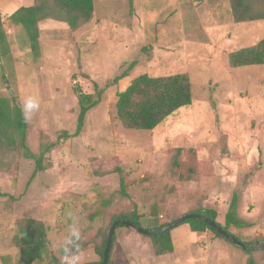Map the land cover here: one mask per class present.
I'll return each mask as SVG.
<instances>
[{"label": "rangeland", "instance_id": "obj_1", "mask_svg": "<svg viewBox=\"0 0 264 264\" xmlns=\"http://www.w3.org/2000/svg\"><path fill=\"white\" fill-rule=\"evenodd\" d=\"M31 5L0 0V12L6 19ZM228 7V0H97L92 22L75 31L41 22L37 60L24 32L2 23L10 57L0 61V97L20 108L35 98L27 147L35 156L42 141L54 147L45 156L48 169L35 175L26 155L0 156V264H19L12 241L18 219L46 226L50 255L41 264H64L73 226L86 244L77 264H90L100 260L94 248L112 216L134 211L149 230L152 216L170 223L206 209L224 227L233 198L240 226L229 225L228 232L249 246L264 242V64L233 69L227 59L264 38V20L234 24ZM176 74L188 76L191 105L152 131L124 129L115 115L116 94L140 75ZM76 89L102 96L74 136ZM176 148L194 171L188 181L168 174ZM170 234L174 252L158 257L147 237L116 229L109 261L245 264L250 256L264 264V250L235 248L210 231L194 234L182 224Z\"/></svg>", "mask_w": 264, "mask_h": 264}, {"label": "trees", "instance_id": "obj_2", "mask_svg": "<svg viewBox=\"0 0 264 264\" xmlns=\"http://www.w3.org/2000/svg\"><path fill=\"white\" fill-rule=\"evenodd\" d=\"M96 1L32 0L31 6L17 9L8 17L7 22L12 27H19L24 32L30 54L33 60H37L40 56L39 24L43 21H55L63 23L70 30L75 31L81 25L92 22ZM228 4L229 18L234 24L264 20V0H228ZM7 57H10V48L0 15V61ZM227 59L229 67L233 69L264 64V38L250 47L231 52ZM75 91L77 93L78 114L74 136L80 133L86 114L100 103L102 96L101 90H95L93 94H84L79 89ZM191 103L192 94L187 75L176 74L156 78L140 75L133 79L122 92L116 94L115 115L124 129L152 131L172 114L190 106ZM26 130L27 122L22 118L21 108L16 104H11L7 98L0 97V156L15 151L24 156L26 155L33 160V175H35L46 171L50 166V163L44 165V160L54 144L42 141L39 154L37 156L32 155L26 144ZM63 137H69V134L65 132ZM180 156L181 149L176 148L172 151L167 164L168 174L174 181H188L192 178L194 171L191 168L184 167L180 162ZM120 194L126 197L123 181H120ZM235 204L236 198H233L230 209L224 218L225 225L224 227L221 226L228 234H230L228 232L229 225L240 226L233 212ZM187 214H199L216 222V214L211 210H195ZM140 218L133 211L129 214L112 216L109 223L111 226L116 221H127L142 229ZM149 220L155 224L148 227L149 230L168 224L159 220L157 216H152ZM182 224L187 225L191 233L197 234L210 231L215 237L229 243L201 220L188 219L179 225ZM15 225L16 232L12 241L15 247L18 248V263H43L50 255L46 226L40 221L26 218L18 219ZM122 227L125 226H117L115 230ZM109 228L106 233H103L100 244L94 248L95 255L100 259L99 262L90 264L101 263ZM171 230L145 236L149 239L155 256L159 257L174 252ZM232 236L236 238V236ZM236 239L240 241L239 238ZM114 241L115 236L113 235L110 252ZM244 244L249 246L248 243ZM85 246V243H80L78 240L70 251L66 249V255H76ZM107 264H111L109 260ZM245 264H255V261L249 256Z\"/></svg>", "mask_w": 264, "mask_h": 264}, {"label": "water", "instance_id": "obj_3", "mask_svg": "<svg viewBox=\"0 0 264 264\" xmlns=\"http://www.w3.org/2000/svg\"><path fill=\"white\" fill-rule=\"evenodd\" d=\"M188 219H198L201 220L202 222H204L206 225H208L210 228L213 229L214 232H216L217 234H219L220 236H222L226 241H228L230 244L237 246L239 248H241L244 251H249L252 247H256L258 250H264V242L262 243H253L251 246H246L243 242L238 241L236 238H234L232 235L228 234L227 232H225L223 230V228L218 225L216 222L201 216L199 214H185L179 218H177L176 220L160 227V228H155L152 230H144L138 227H135L134 225H132L131 223L127 222V221H116L114 223L111 224L109 231H108V235H107V240H106V244H105V249L103 252V257H102V261L100 264H107L108 260H109V253H110V248H111V243H112V238L114 235V231L115 228L117 226H126L129 227L131 229H133L134 231H136L137 233L144 235V236H151L154 234H160L166 231H169L173 228H175L176 226H178L179 224H181L182 222L188 220Z\"/></svg>", "mask_w": 264, "mask_h": 264}, {"label": "clouds", "instance_id": "obj_4", "mask_svg": "<svg viewBox=\"0 0 264 264\" xmlns=\"http://www.w3.org/2000/svg\"><path fill=\"white\" fill-rule=\"evenodd\" d=\"M39 108L38 101L33 97H27L23 102L21 108L22 118L25 122L29 121L33 113ZM80 238V233L76 227H71L70 235L65 240L67 250H71V247L75 245V242ZM79 257L76 255H68L64 258V264H77Z\"/></svg>", "mask_w": 264, "mask_h": 264}, {"label": "crops", "instance_id": "obj_5", "mask_svg": "<svg viewBox=\"0 0 264 264\" xmlns=\"http://www.w3.org/2000/svg\"><path fill=\"white\" fill-rule=\"evenodd\" d=\"M0 15H1L2 23H4V21L7 22L8 17H7L6 19H4V18L2 17V12H0Z\"/></svg>", "mask_w": 264, "mask_h": 264}]
</instances>
